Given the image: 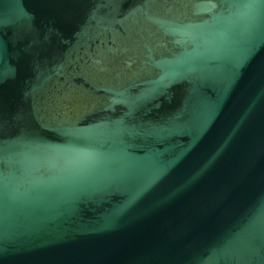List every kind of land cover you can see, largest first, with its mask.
Masks as SVG:
<instances>
[{
	"label": "water",
	"instance_id": "95a60500",
	"mask_svg": "<svg viewBox=\"0 0 264 264\" xmlns=\"http://www.w3.org/2000/svg\"><path fill=\"white\" fill-rule=\"evenodd\" d=\"M0 264H264V0H0Z\"/></svg>",
	"mask_w": 264,
	"mask_h": 264
},
{
	"label": "flooded vegetation",
	"instance_id": "af4514ba",
	"mask_svg": "<svg viewBox=\"0 0 264 264\" xmlns=\"http://www.w3.org/2000/svg\"><path fill=\"white\" fill-rule=\"evenodd\" d=\"M122 42H124L125 44H128L129 42H133L134 39L132 36H128V38H123L121 39ZM96 51L90 53V56H95L97 57V62L95 63H91L89 65L88 61L90 60V57L87 56L85 62L87 64V69H88V73L90 74V77L92 78V75H94L96 77L97 73L96 72H105L107 75L105 76H101L98 78H106L109 79V76L111 74L116 73V71L118 69H123L125 68V57H120V56H102L99 55V53H95ZM118 73V71H117ZM98 82H101L100 80H98Z\"/></svg>",
	"mask_w": 264,
	"mask_h": 264
}]
</instances>
